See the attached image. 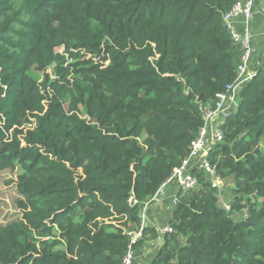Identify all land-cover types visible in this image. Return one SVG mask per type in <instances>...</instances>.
I'll return each instance as SVG.
<instances>
[{"label": "trees", "instance_id": "1", "mask_svg": "<svg viewBox=\"0 0 264 264\" xmlns=\"http://www.w3.org/2000/svg\"><path fill=\"white\" fill-rule=\"evenodd\" d=\"M234 1L0 0V172L19 169L0 264H122L156 240L145 264H264V52L208 154L230 209L195 170L171 230L141 217L236 76Z\"/></svg>", "mask_w": 264, "mask_h": 264}, {"label": "built area", "instance_id": "2", "mask_svg": "<svg viewBox=\"0 0 264 264\" xmlns=\"http://www.w3.org/2000/svg\"><path fill=\"white\" fill-rule=\"evenodd\" d=\"M256 0H235L231 8L222 16L223 22L228 28L229 36L237 45L240 56L236 67V76L232 82L225 85L223 91L215 94V99L211 105L204 106L202 112L203 123L198 129L196 136L191 140L189 151L183 157L180 163L175 166L169 176L160 186V189L153 198L144 202L141 212L142 223L146 221L147 208L150 202H158L161 199L160 191L170 182H175L178 189H190L198 185V178L194 174L195 170H202L206 173L211 183L219 189L218 196L222 199V181L217 174L213 164L208 160V154L215 143L223 138L220 129L221 122L230 114L237 105V89L254 73L250 67L254 57V47L250 32V22L255 13ZM254 63L256 61L254 60ZM173 198V202H174ZM129 202L137 201L131 196ZM226 209H230L229 201L221 200ZM247 209L242 210L245 215ZM141 223V224H142ZM160 233L171 230L166 223L157 228ZM142 226L137 231L130 232L131 242H134L141 236ZM133 256V250L130 246L123 258L122 264H130Z\"/></svg>", "mask_w": 264, "mask_h": 264}, {"label": "crops", "instance_id": "3", "mask_svg": "<svg viewBox=\"0 0 264 264\" xmlns=\"http://www.w3.org/2000/svg\"><path fill=\"white\" fill-rule=\"evenodd\" d=\"M250 32L254 47V57L259 59V55L264 52V0H256L255 13L250 22ZM250 67L254 70V60ZM178 190L176 183H169L160 191L161 199L158 202H151L147 208V216L145 224L153 225L156 228L164 226L166 218L169 214L171 206L170 200L174 193ZM159 243L158 240L150 242L138 252H133L132 260L130 264H145L148 259L152 256V253L156 251V245ZM153 244V247L151 246Z\"/></svg>", "mask_w": 264, "mask_h": 264}, {"label": "rangeland", "instance_id": "4", "mask_svg": "<svg viewBox=\"0 0 264 264\" xmlns=\"http://www.w3.org/2000/svg\"><path fill=\"white\" fill-rule=\"evenodd\" d=\"M39 79V78H38ZM19 169H5L0 172V223L4 224L18 215V210L15 206V198L19 196L15 187L16 175ZM172 183V182H170ZM173 183H175L173 181ZM167 186V185H166ZM225 187H228L224 183ZM163 189V188H162ZM221 197L224 201L230 200V195L227 196V190H221ZM227 196V197H225ZM220 199L219 201H221Z\"/></svg>", "mask_w": 264, "mask_h": 264}]
</instances>
